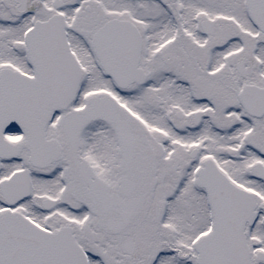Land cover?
Segmentation results:
<instances>
[{"label":"snow or ice","instance_id":"1","mask_svg":"<svg viewBox=\"0 0 264 264\" xmlns=\"http://www.w3.org/2000/svg\"><path fill=\"white\" fill-rule=\"evenodd\" d=\"M0 264H264V0H0Z\"/></svg>","mask_w":264,"mask_h":264}]
</instances>
